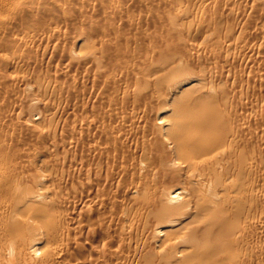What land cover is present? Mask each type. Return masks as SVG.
I'll return each instance as SVG.
<instances>
[{"label": "bare ground", "instance_id": "obj_1", "mask_svg": "<svg viewBox=\"0 0 264 264\" xmlns=\"http://www.w3.org/2000/svg\"><path fill=\"white\" fill-rule=\"evenodd\" d=\"M0 264H264V0H0Z\"/></svg>", "mask_w": 264, "mask_h": 264}]
</instances>
